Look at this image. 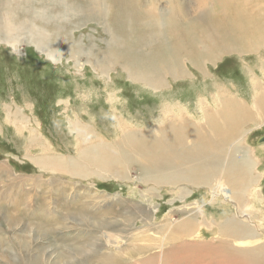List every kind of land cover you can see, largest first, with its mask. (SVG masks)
<instances>
[{
	"label": "rangeland",
	"instance_id": "1",
	"mask_svg": "<svg viewBox=\"0 0 264 264\" xmlns=\"http://www.w3.org/2000/svg\"><path fill=\"white\" fill-rule=\"evenodd\" d=\"M140 1L139 7L144 10L154 9V4L158 7L155 14L159 12L157 22L164 37L169 3L175 2ZM199 1L177 3L186 6L188 18L195 20L207 10ZM118 3V0L0 2L2 9H8L9 5L21 17L25 9L34 11L31 24L40 32L47 29L55 36L59 31L63 36L60 42L53 38L50 44L42 43L47 40L31 31L35 27L22 26L11 40H3V34L0 37L4 41L0 42V264H100L106 262L107 256L117 258L118 264H218L213 254L219 258L224 249L233 252L242 246L228 242L223 228L215 225L213 234L204 225L211 215L225 223L221 217H232L234 207L224 208L220 202L209 204L212 191L205 186L178 183L160 187L145 182V160L136 146L144 143L147 155L153 148L158 152L164 146L168 137L165 126L170 127L172 122H164L163 114L167 112L176 116L172 123L179 122L181 126L191 120L210 134L207 120L194 119L203 116L199 108L203 105L206 111L218 115L220 129L227 132L223 118L228 114L221 110L220 103L229 99L238 106L252 105V94L257 90L254 78L264 77L258 68L263 64L264 48L251 56L225 54L210 63L204 59L212 57L203 56V62H199L203 72L180 61L187 74L183 80L166 75L165 87L155 91L136 79L140 72L151 67L146 58L150 52L147 46L138 45L140 34L135 32L130 3L124 4L123 11ZM24 19L19 17L20 24ZM63 40L64 45L60 44ZM164 47L162 51H167L164 56L167 57L173 51L172 46L166 43ZM173 64V68H178V61ZM184 108H188L189 114ZM178 114L185 118L179 119ZM237 118L229 117L232 122ZM263 136L264 120L242 126L236 132V142L243 139L242 154L255 153L258 160L257 197L264 195V141H259ZM193 142L186 140L187 146ZM108 147L115 152L112 159L117 168L124 171L117 180L84 178L74 175L69 168L54 171L43 169L38 163L47 159L69 163L86 157L98 158L101 154V159H107L108 151L104 152ZM200 210L207 214L206 219ZM191 219H197L198 226ZM177 227L181 229L178 232ZM131 256L134 257L130 259Z\"/></svg>",
	"mask_w": 264,
	"mask_h": 264
},
{
	"label": "bare ground",
	"instance_id": "2",
	"mask_svg": "<svg viewBox=\"0 0 264 264\" xmlns=\"http://www.w3.org/2000/svg\"><path fill=\"white\" fill-rule=\"evenodd\" d=\"M5 1L6 0H0V2ZM16 1L20 2L21 0H13V2ZM173 1L175 2V5L173 2L169 3L170 9L167 12L169 20L168 26L165 28L167 29V33L164 37L158 26L157 20H159V12H157V15L155 14L158 8H156L155 4L154 9L151 10H144L143 6L140 5L141 9L139 7L141 1L138 3V0H118L120 4H117V6L123 11L124 4L130 3L131 11L134 12L133 19L136 26L135 32L137 31L136 33L140 34V42H138V45L139 47L147 46L146 49L150 53L146 58L150 61L148 63H150L151 66L147 70L145 69V72L144 70L140 72L136 79L148 85L152 90L159 91L165 87L166 81L163 77L166 75L173 77L176 80L182 79L187 75L183 70L184 68L180 65V61L187 62L186 67L189 65L192 69L201 72L202 70L199 66V62L203 60V56L212 57L211 59H204L206 63H210L225 54L237 53L241 56H251L253 53L258 54L264 48V0H200L199 2H201V5L207 7V10L203 12V14L201 13L202 16L195 18V20L188 18L189 11L186 6L182 3L178 4V0ZM1 7L2 6L0 5V37L3 34L5 37L3 40L13 39L14 35L19 33V29H23L22 26H24V29L35 27L36 30L31 28V31L38 34L40 38L42 37L47 40L42 43L50 44L53 38L58 42L62 39L63 36H60L59 31L54 36L51 35L47 29L40 32L35 25H32L31 16L34 11L25 9L22 12L24 13V16L21 17V13H15L11 6L7 5L8 9L6 10ZM3 8H5V6ZM19 17L25 18L24 21H21V24L18 20ZM184 18H187L186 21ZM189 22L193 25L189 27L183 25ZM188 30L189 34L186 36ZM3 40L0 39V42ZM65 40L70 43L67 36H65ZM65 40L60 44L64 45L66 42ZM129 41L132 43L134 42V39L129 37ZM153 42H156L158 45H154ZM166 43H169L173 50L171 51V54H167V57H170L168 58L169 61L167 60V57H164L166 56L165 52L167 51H162L164 50L163 48H165L164 45ZM34 44H36L37 47H42V44ZM15 50L17 51V48ZM47 50L49 49L47 48ZM48 54L51 53L48 52ZM160 56L161 58H159ZM47 57L51 61L55 60L50 55ZM156 58L157 60L155 61ZM175 58L178 59L175 60ZM262 58L263 64L258 66V68L260 73L264 74V56ZM174 61H178V68H173L174 66L172 65H174ZM170 66H172V68H169ZM252 70L254 71V69ZM255 77L254 85H256L257 90L252 94L254 96L252 105L238 106L235 101H230L228 98L224 103H220L221 110L228 114L226 116H220H225L223 120L228 130L227 132L220 129V126L217 123V119L219 118L218 115L214 114V112L210 113L206 111L204 105L199 107L201 109V114H203L202 117H195V115L192 116L198 121L205 120L206 122L207 120L209 126L208 129L211 130L210 134L205 133L206 131H201L202 129H200V127L198 128L197 125L194 124L195 122H192L191 120L186 121L181 126L178 125L179 122L172 123L174 119L176 120V118H174L175 115L170 112L164 113L163 111L164 122L168 123L169 121H172L170 127L164 129L166 135H168L166 142L163 143L164 146L159 147L158 152H154L153 148L152 153L149 155H147L144 143H142L143 145L141 146H136L139 147V151H141L140 156L144 157L145 160V164L143 163V180L145 182L151 183L153 186L160 185V187L161 184L176 185L178 183L187 184L188 187L189 185L192 187L205 186L208 190L212 191L209 204L212 203V205H215L220 202L224 208H229V206L234 207V215L232 217H221V219L226 220L225 223L221 222L223 224L218 222V218L214 215L208 217V219L211 218V221L210 219L204 220V225L206 228H210L213 231V234L216 232V225L218 228H223L222 234L228 242H236L242 245L233 252L229 251L228 248L224 249L218 255L219 258L213 254L212 258L217 260L216 263L218 264H264V243H262L264 242L262 237L264 236V214H262L264 212V195H260V197L255 195V187H257L256 185L258 183V174L256 172L258 160L256 156H254L255 153L254 155L252 152L242 154L244 148L241 146L240 142L243 139L240 140V142H236V132L242 126L244 128L247 125L254 123V121L256 123L257 121L264 120V77H260L259 75H256ZM203 88L205 87L203 86ZM208 88L209 86L207 87V90ZM184 109L187 113L188 108ZM197 109L198 108H196V110ZM197 111L199 112L200 110ZM189 112L187 114H189ZM167 116H171V118H168ZM230 116H234V119L236 117L238 118L232 122L229 119ZM178 118L183 120L185 115H179ZM82 130L84 133L90 134L85 128H82ZM187 139L194 141L191 146H187ZM126 144L128 146H135V144L131 142H126ZM109 148L110 147L105 148L104 152L106 153V151H108V154L106 155L107 159H101V157H103L101 154L98 158L86 157L81 161H71L69 163H65L62 160L48 161V159L38 161V163L42 165L43 169H51L54 171H63V168H69L71 173L73 172L74 175L84 178L91 176L92 178L94 176L102 178L112 177L117 180L123 175L124 171H120L122 168L119 170V166H116V162L112 159V156H115V152L113 153L111 151L112 146L110 149ZM126 157L129 158L128 156ZM122 158L124 157L122 156ZM88 168H93L95 172H90ZM200 211L204 215L202 218L206 219L207 217L205 216H207V214L205 215V212L202 210ZM191 220H193L194 225L198 226L199 221L197 219ZM178 230L181 229L177 227L176 232H178ZM260 242L262 244H260ZM178 247L180 248V245ZM209 247L211 248L210 251L213 252V246L210 244ZM248 248H253V250H245ZM133 257L134 256H131L130 259ZM100 264H118V261L117 258L114 260L111 256H107L106 262H101Z\"/></svg>",
	"mask_w": 264,
	"mask_h": 264
},
{
	"label": "water",
	"instance_id": "3",
	"mask_svg": "<svg viewBox=\"0 0 264 264\" xmlns=\"http://www.w3.org/2000/svg\"><path fill=\"white\" fill-rule=\"evenodd\" d=\"M259 141H260V142H263V141H264V136H263ZM260 142H259V143H260Z\"/></svg>",
	"mask_w": 264,
	"mask_h": 264
},
{
	"label": "crops",
	"instance_id": "4",
	"mask_svg": "<svg viewBox=\"0 0 264 264\" xmlns=\"http://www.w3.org/2000/svg\"><path fill=\"white\" fill-rule=\"evenodd\" d=\"M166 128H169V125L165 126Z\"/></svg>",
	"mask_w": 264,
	"mask_h": 264
}]
</instances>
